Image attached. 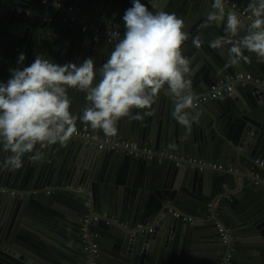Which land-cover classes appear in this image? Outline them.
<instances>
[{
  "label": "water",
  "instance_id": "1",
  "mask_svg": "<svg viewBox=\"0 0 264 264\" xmlns=\"http://www.w3.org/2000/svg\"><path fill=\"white\" fill-rule=\"evenodd\" d=\"M229 1L226 11L247 20L248 0ZM211 4L158 0L160 10L187 23L184 53L191 58L193 94L198 98L220 81L235 90L190 109L197 118L191 131L173 119L171 94L162 91L153 115L139 110L143 119L121 118L114 138L220 168L201 170L99 150L78 139L45 148L40 161L26 156L21 169H0V186L20 192L0 194V264H82L91 241L100 247L98 264H224L231 249L233 264H264V59L245 52L247 62L226 66L227 52L209 47L224 34L223 25L204 26ZM71 7L95 23L125 29L122 17L132 0H0V81L38 55L61 65H79L89 57L98 67L106 62L117 41H95L85 34L72 38L79 27L63 21ZM67 34L70 43L64 40ZM197 37L200 48L192 43ZM21 53L26 59L18 63ZM238 73L253 79L227 81ZM70 96L72 111L80 114L84 93L70 90ZM77 127L90 128L79 121ZM7 155L0 152V161ZM175 211L196 220L184 222ZM103 213L128 226L109 223ZM219 224L230 236L227 245Z\"/></svg>",
  "mask_w": 264,
  "mask_h": 264
},
{
  "label": "clouds",
  "instance_id": "2",
  "mask_svg": "<svg viewBox=\"0 0 264 264\" xmlns=\"http://www.w3.org/2000/svg\"><path fill=\"white\" fill-rule=\"evenodd\" d=\"M211 7L204 26L223 25L224 34L209 41V47L227 52L226 66L247 62L245 52L264 59V0H248L247 20L226 11L225 0H212ZM122 19L125 31L99 67L91 57L79 65H61L38 55L0 81V152L8 153L0 169H21L26 156L40 161L45 148L74 138L78 121L114 137L121 118L153 115V105L165 90L174 104L173 119L191 131L197 118L189 110L198 98L188 78L192 68L184 53L190 38L185 19L160 10L158 0H132ZM192 43L200 48L202 41L197 37ZM25 59L21 53L18 63ZM70 90L84 93L86 106L80 114L72 111ZM139 110L147 111L142 115Z\"/></svg>",
  "mask_w": 264,
  "mask_h": 264
},
{
  "label": "built area",
  "instance_id": "3",
  "mask_svg": "<svg viewBox=\"0 0 264 264\" xmlns=\"http://www.w3.org/2000/svg\"><path fill=\"white\" fill-rule=\"evenodd\" d=\"M226 4H229V0H225ZM44 4H48V0H43ZM43 21H51V18L44 17ZM63 21L75 24L79 27L80 31L85 34L89 35L95 41L101 39H107L110 42H116L118 38L122 37V34L125 30L120 28H114L109 26H104L99 23H95L87 16H83L79 14L73 7L69 8L63 16ZM253 77L250 74H236L235 76L227 77V81H236V80H252ZM224 82L220 81L217 85L213 86L210 92L204 93L200 95L197 99L196 104L205 103L209 101H213L219 99L224 93L225 90L229 92H233L234 87L229 85L224 88ZM78 139L85 144H88L94 148L99 150H110V151H119L124 152L128 155L136 156V157H144L149 160H172L177 161L178 165H190L193 167H198L201 170L205 169H219L220 166L213 162H208L200 158L195 157H185L181 156L178 153L168 151V150H157L149 146H141L139 142L134 140H120L114 137H108L104 134H101L93 129L84 127L80 128L77 127V133L75 134L74 138ZM261 165L264 167V161L261 162ZM11 195H15L20 193L17 190H9L7 187L0 186V194L8 193ZM50 193V191H49ZM170 212H173L170 210ZM174 216L181 219L187 223H193L196 218L193 215L186 214L180 211H175ZM103 217L107 219V221L114 222V223H121L123 226H128L124 221L117 219L113 216H110L108 213H103ZM98 218V217H97ZM99 219V218H98ZM152 231V229H150ZM218 232L221 235V240L224 244H229L230 236L228 234L227 229L222 225H218ZM232 251L233 249L229 250L224 258V264H233L232 260ZM84 253L86 256V260L82 264H98L97 259L100 253V247L96 242H89L85 248Z\"/></svg>",
  "mask_w": 264,
  "mask_h": 264
},
{
  "label": "crops",
  "instance_id": "4",
  "mask_svg": "<svg viewBox=\"0 0 264 264\" xmlns=\"http://www.w3.org/2000/svg\"><path fill=\"white\" fill-rule=\"evenodd\" d=\"M103 1V0H102ZM75 10H76V7H73ZM80 14V13H79ZM81 15H83V16H85V14H81ZM87 18H89V17H87ZM89 20H91V21H93L92 19H90L89 18ZM100 24V23H99ZM102 25V24H101ZM114 28H117V27H114ZM122 30H125V29H122ZM80 34H82L83 35V33L80 31V29L79 28H76V30H75V32H74V34H73V37L72 38H74V37H77V36H79ZM49 35L50 36H53L54 35V37L55 38H57V37H59V35H57V34H52V33H49ZM66 36H68L69 37V35L67 34ZM68 37H64V40H65V42L66 43H70V37L68 38ZM239 74V73H238ZM259 80L261 79L260 77L258 78ZM235 90V88L233 89V91ZM134 141H136V140H134ZM138 142V141H137ZM147 146H149V145H147ZM150 147V146H149ZM161 150V149H160ZM163 150V149H162ZM204 160V159H203ZM1 187H3V186H1ZM5 187V186H4ZM9 190H13V189H9ZM9 193V192H8ZM11 195V194H10ZM18 194H15V195H13V196H17ZM191 215V214H190Z\"/></svg>",
  "mask_w": 264,
  "mask_h": 264
}]
</instances>
